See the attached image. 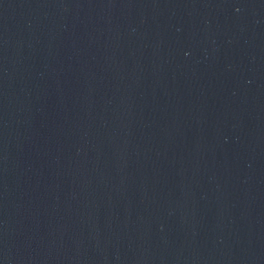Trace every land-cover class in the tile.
Returning a JSON list of instances; mask_svg holds the SVG:
<instances>
[{
  "label": "water",
  "instance_id": "1",
  "mask_svg": "<svg viewBox=\"0 0 264 264\" xmlns=\"http://www.w3.org/2000/svg\"><path fill=\"white\" fill-rule=\"evenodd\" d=\"M0 264H264V0H0Z\"/></svg>",
  "mask_w": 264,
  "mask_h": 264
}]
</instances>
